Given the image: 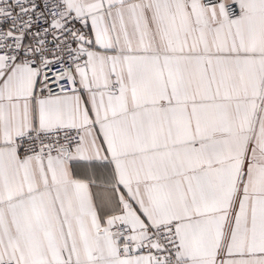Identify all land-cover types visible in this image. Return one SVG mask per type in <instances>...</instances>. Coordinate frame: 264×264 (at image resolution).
Masks as SVG:
<instances>
[{
  "label": "snow or ice",
  "instance_id": "obj_1",
  "mask_svg": "<svg viewBox=\"0 0 264 264\" xmlns=\"http://www.w3.org/2000/svg\"><path fill=\"white\" fill-rule=\"evenodd\" d=\"M0 264H264V0H0Z\"/></svg>",
  "mask_w": 264,
  "mask_h": 264
}]
</instances>
